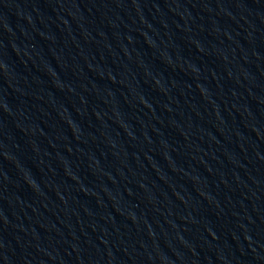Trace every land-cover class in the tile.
Segmentation results:
<instances>
[{
	"label": "water",
	"instance_id": "water-1",
	"mask_svg": "<svg viewBox=\"0 0 264 264\" xmlns=\"http://www.w3.org/2000/svg\"><path fill=\"white\" fill-rule=\"evenodd\" d=\"M0 264H264V0H0Z\"/></svg>",
	"mask_w": 264,
	"mask_h": 264
}]
</instances>
